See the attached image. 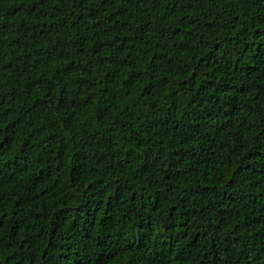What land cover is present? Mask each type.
<instances>
[{
	"label": "trees",
	"instance_id": "16d2710c",
	"mask_svg": "<svg viewBox=\"0 0 264 264\" xmlns=\"http://www.w3.org/2000/svg\"><path fill=\"white\" fill-rule=\"evenodd\" d=\"M0 264H264V0H0Z\"/></svg>",
	"mask_w": 264,
	"mask_h": 264
}]
</instances>
